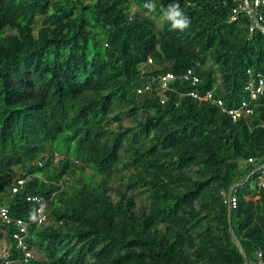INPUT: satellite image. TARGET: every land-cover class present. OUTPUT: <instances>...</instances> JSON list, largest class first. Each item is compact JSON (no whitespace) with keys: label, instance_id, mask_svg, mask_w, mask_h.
Masks as SVG:
<instances>
[{"label":"trees","instance_id":"obj_1","mask_svg":"<svg viewBox=\"0 0 264 264\" xmlns=\"http://www.w3.org/2000/svg\"><path fill=\"white\" fill-rule=\"evenodd\" d=\"M241 1L0 0V204L32 222L39 196L47 214L28 260L0 228V264H264V94L234 122L158 81L193 69L201 94L249 101L264 33L232 20Z\"/></svg>","mask_w":264,"mask_h":264},{"label":"built area","instance_id":"obj_2","mask_svg":"<svg viewBox=\"0 0 264 264\" xmlns=\"http://www.w3.org/2000/svg\"><path fill=\"white\" fill-rule=\"evenodd\" d=\"M264 6V0H243L239 2L238 6L233 10L232 20H236L240 13H246L253 19V26L251 31H254L255 28L260 29L264 33V27L261 23L264 21L263 15L260 13V8ZM152 63V60H149V64ZM250 73V71H248ZM176 80H181L184 82L191 83L195 88L187 93H180L179 97L183 98L184 96L192 97L200 102L202 101H212L221 107L222 111L227 113L231 119L236 122L241 118L249 117L253 114L254 110L252 107L253 101H256L260 95L264 94V65H263V73L259 74L257 78H250L247 85L245 86V90L248 92L249 101H243L237 107L227 108L223 101L214 99L213 90L208 91L206 94H201L200 91L197 90V85L201 82L200 77L196 74L193 69H188L186 72L176 75L174 73H166L158 76V81L163 90H169L170 83ZM140 93L141 90H138ZM252 162V160H250ZM262 169L264 174V164L259 167ZM27 179H20L16 182V185L13 187L12 192L17 193L20 191L25 185ZM264 187V183H262ZM237 189L232 188L227 195V202L229 206L236 207L237 204ZM27 201L38 204V209L36 215L32 222H27L22 219H14L11 217L9 213V208L7 206H2L0 204V228L3 226L14 225L15 231L12 234L13 240L16 242L17 247L24 251L26 259L33 258L32 252L28 249L26 238L28 236V229L30 223L36 225H42L47 221V214L45 212V205L42 199L39 196H28ZM5 252V249H3ZM260 258L262 257L259 254ZM258 264H263L260 261Z\"/></svg>","mask_w":264,"mask_h":264},{"label":"clouds","instance_id":"obj_3","mask_svg":"<svg viewBox=\"0 0 264 264\" xmlns=\"http://www.w3.org/2000/svg\"><path fill=\"white\" fill-rule=\"evenodd\" d=\"M145 7H148L151 10L154 5L146 4ZM164 17L171 22L173 29L183 31L190 25L189 18L185 15L178 3L170 4L164 11Z\"/></svg>","mask_w":264,"mask_h":264},{"label":"rangeland","instance_id":"obj_4","mask_svg":"<svg viewBox=\"0 0 264 264\" xmlns=\"http://www.w3.org/2000/svg\"><path fill=\"white\" fill-rule=\"evenodd\" d=\"M78 165V164H77ZM257 183H264V175L261 176L260 180H251V188H255ZM3 249L6 250V244L3 241H0V253L3 254Z\"/></svg>","mask_w":264,"mask_h":264},{"label":"water","instance_id":"obj_5","mask_svg":"<svg viewBox=\"0 0 264 264\" xmlns=\"http://www.w3.org/2000/svg\"><path fill=\"white\" fill-rule=\"evenodd\" d=\"M250 178V177H249ZM249 178H248V180H249Z\"/></svg>","mask_w":264,"mask_h":264}]
</instances>
